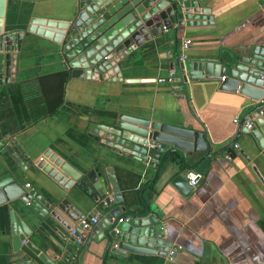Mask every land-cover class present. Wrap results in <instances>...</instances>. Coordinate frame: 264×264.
<instances>
[{
	"label": "crops",
	"instance_id": "obj_1",
	"mask_svg": "<svg viewBox=\"0 0 264 264\" xmlns=\"http://www.w3.org/2000/svg\"><path fill=\"white\" fill-rule=\"evenodd\" d=\"M74 4L75 0H7L4 25L23 30L33 16L68 20ZM210 12L211 24L185 26L178 32L177 50L182 40H191L185 50L188 58L251 44L264 46L262 0H214ZM173 40L174 31L167 30L129 50L116 63L122 80L101 81L71 78L54 42L34 34L24 36L17 76L0 85V134L16 140L33 164L24 161L22 169L2 150L0 177L7 175L10 183L25 181V187L49 205L40 217L19 197L7 200L0 193V264H46L25 241L14 248V219L29 229L25 240L53 264H101L103 248L90 239L92 228L83 230L84 240L77 242L70 229L79 221L70 220L57 205L67 198L88 217L96 210L108 213L119 203L110 189L106 207L105 197H99L102 190L63 189L34 164L47 150L81 172L97 165L113 166L125 196L140 204L142 198L158 210L165 226L163 240L170 244L167 257L127 252L125 258L106 264H264V157L239 132L240 120L253 101L238 89L222 87L226 78L184 81ZM172 70L176 71L173 80L159 81ZM61 71L68 74L62 102L49 112L39 78ZM119 113L204 128L216 154L187 195L169 183L171 172L160 171L155 177L153 163L87 135L90 122L107 123Z\"/></svg>",
	"mask_w": 264,
	"mask_h": 264
},
{
	"label": "water",
	"instance_id": "obj_2",
	"mask_svg": "<svg viewBox=\"0 0 264 264\" xmlns=\"http://www.w3.org/2000/svg\"><path fill=\"white\" fill-rule=\"evenodd\" d=\"M264 2V0H262ZM214 0H75V9L68 20L33 16L23 30L6 29L4 17L7 0H0V85L14 81L24 36L34 34L54 42L67 65L71 78L101 81H121L120 58L152 37L164 31H174V56L184 81L191 79L224 80L222 87L239 90L253 102L240 120L239 132L248 136L264 157V46L251 44L240 50H221L178 61V32L185 26L211 24V4ZM250 124V127H247ZM203 127H188L183 123H167L151 118L119 113L110 122H90L87 135L97 142L126 152L141 162L156 166L160 171L171 172L169 183L187 195L192 186L186 173L200 175L215 156L207 142ZM7 152L23 169L33 164L14 139L0 134V151ZM24 158V160L22 159ZM25 161V162H24ZM34 164L65 190H102L105 197L109 189L119 205L99 216L91 224L90 239L103 248L101 264L110 259L118 262L126 253L153 254L167 257L170 244L163 240L165 228L158 210L141 198V204L130 195L123 194L113 166L99 165L86 172L75 169L69 162L47 150ZM7 175L0 177V193L5 199L19 197L22 202L42 217L49 205L35 190L25 187V181L8 182ZM109 197H105L108 200ZM2 201H5L4 199ZM110 203V202H109ZM58 208L73 222L85 217L70 200L63 198ZM52 214L55 215L54 212ZM120 218L123 220L119 221ZM124 218H128L125 220ZM13 221V218H11ZM17 221V222H16ZM14 219L12 241L14 248L22 242L46 264L53 261L31 241L29 229ZM65 223V222H63ZM81 227V225L79 224ZM69 227V226H67ZM70 228V227H69ZM84 238H82L83 242Z\"/></svg>",
	"mask_w": 264,
	"mask_h": 264
},
{
	"label": "built area",
	"instance_id": "obj_3",
	"mask_svg": "<svg viewBox=\"0 0 264 264\" xmlns=\"http://www.w3.org/2000/svg\"><path fill=\"white\" fill-rule=\"evenodd\" d=\"M191 43V40L189 39H185L182 40L178 46V61H184L186 59V54H185V50L189 47V44ZM176 75V71L172 70L167 79L164 78H159V81H171L173 80V78ZM247 127H250V124H247ZM234 147L237 148L238 144H234ZM227 158H230V156H227ZM200 174L196 173L194 171H188L186 173V177L188 179V183L194 187L196 186L199 178H200ZM109 202H111V199L109 198L108 200H103L102 201V205L104 207L108 206ZM101 215V210H96L94 212V214L92 216L89 217V219L87 220L86 218H83L81 220H79V223L77 226L73 227L70 229V236L74 238V240H76L77 242H81L82 238H83V230L85 229H89L91 227V224L96 223L97 220L99 219V216ZM125 220H128V218H124ZM123 220V218H120L119 221ZM79 224L81 225V227L79 226Z\"/></svg>",
	"mask_w": 264,
	"mask_h": 264
},
{
	"label": "trees",
	"instance_id": "obj_4",
	"mask_svg": "<svg viewBox=\"0 0 264 264\" xmlns=\"http://www.w3.org/2000/svg\"><path fill=\"white\" fill-rule=\"evenodd\" d=\"M67 77V72L61 71L39 78V84L49 112H54L62 102L63 87Z\"/></svg>",
	"mask_w": 264,
	"mask_h": 264
}]
</instances>
